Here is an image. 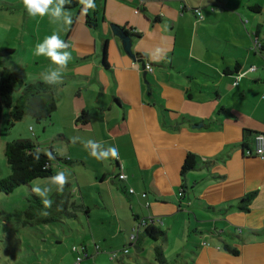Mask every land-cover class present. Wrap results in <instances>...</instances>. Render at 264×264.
<instances>
[{"label":"crops","instance_id":"0c3cea01","mask_svg":"<svg viewBox=\"0 0 264 264\" xmlns=\"http://www.w3.org/2000/svg\"><path fill=\"white\" fill-rule=\"evenodd\" d=\"M94 3L86 12L80 0L63 5L56 19L50 11L29 15L22 0H0V71L18 70L25 82L61 73L53 83L56 108L43 129L48 134L37 142L52 141L53 151L69 159L68 168L58 165L68 187L80 196L96 189L93 207L111 216L113 226L99 223L110 237L121 231L127 240L135 218L150 215L166 231L191 237L196 257L188 264H264V157L245 153L254 135L264 134V20L250 14L263 8L247 2L244 11V0ZM55 6L54 0L49 9ZM111 22L130 33L134 58L111 33ZM54 34L69 45L57 50L71 54L63 68L36 54ZM255 40L262 48H254ZM5 49L12 50L6 57ZM24 73L33 76L25 80ZM83 110L89 114L84 125L77 121ZM49 125L56 126L48 131ZM89 140L97 155L115 147L118 158L93 157ZM188 153L197 165L182 173ZM118 172L126 178L119 180ZM248 195L244 210L240 199ZM80 207L95 229L92 206ZM224 242L238 253L223 250Z\"/></svg>","mask_w":264,"mask_h":264},{"label":"rangeland","instance_id":"374dc122","mask_svg":"<svg viewBox=\"0 0 264 264\" xmlns=\"http://www.w3.org/2000/svg\"><path fill=\"white\" fill-rule=\"evenodd\" d=\"M244 1V11L250 10L246 5L247 2L260 5L263 8L261 11L250 10V14L264 20V0ZM24 74L26 75L25 80H30L33 76L32 73ZM18 94L19 91L16 90L13 93V99ZM9 118L8 109L4 107L3 113L0 115V176L9 174V166L4 156L6 141L17 138H30L38 141V137L42 139L48 134L43 131L48 119L36 121L32 116L26 114L20 120L10 124ZM55 126L49 125L46 128L51 131ZM49 142L52 144V141L48 139L40 142V147L47 153L51 151ZM52 166L55 170L52 177L35 178L27 184L16 187L10 193H0V264H74L76 253L71 250L73 245L78 248L81 245L87 247V256L78 264H161L155 259L152 244L154 242L162 248L168 261L167 264H185L186 260L190 263L196 257L191 248V246L195 248L196 245L190 236L185 235L184 237L183 234L175 230L166 231V226L162 227L157 223L155 224L156 227L165 232L164 239L160 237L156 241H146L141 244V250L130 244L128 241L129 232L126 234L127 240L126 238L123 239L125 234L121 231H119L117 238L110 237L107 231L100 230L101 225L99 223L101 220L105 221L104 229L113 226L111 216L105 217L107 214L105 209L93 207L95 202L93 198L99 197L96 189L85 191L82 196L79 195L76 187H72L73 185L70 187L64 185L61 190L60 185L55 183L54 177L63 170L59 168L56 161H53ZM61 166L68 168L63 164ZM64 173L67 177L68 174ZM35 187H39L44 194L34 192L33 188ZM61 192H64L68 197L67 210L71 215L74 213V217L60 211L53 215L55 220L46 224L24 225L22 223L25 218L22 213L30 204L34 194L46 198L53 193ZM82 203L92 206L93 213L90 217V223L95 228L91 229L95 235H92L89 230L88 218L80 207ZM115 232L118 233V230L116 229ZM188 242L189 245L186 247ZM98 246L100 249H97ZM125 246L130 250L126 255L122 253ZM115 252L118 253L116 259L112 257Z\"/></svg>","mask_w":264,"mask_h":264},{"label":"trees","instance_id":"16d2710c","mask_svg":"<svg viewBox=\"0 0 264 264\" xmlns=\"http://www.w3.org/2000/svg\"><path fill=\"white\" fill-rule=\"evenodd\" d=\"M78 2L79 0H66L64 6L69 8L75 7ZM255 7L259 8V5H256ZM86 22L89 26H94L96 20L87 16ZM259 48H262L260 44ZM11 52V49H5L1 51V55L6 56ZM16 90L19 91V94L15 99H13V93ZM4 107L9 110L10 118L8 121L10 124L20 120L26 114L32 116L36 121L43 119L46 120L51 116V113L56 108L55 85L53 83L49 84L45 80L25 82L20 71L9 67H2L0 71V115ZM77 121L82 125L88 123V112L83 110L78 116ZM40 146V143L30 138H17L5 143L4 156L7 165L9 166V174L6 176H0V193H10L16 187L22 184H27L35 178L52 177L55 174L54 167L52 166L53 161H56L58 165H67L71 163L68 158H64L56 154L51 146L49 147V149H51L50 153L45 152ZM37 155L39 157L38 159L36 158ZM196 165V155L188 153L182 164L181 172L184 173L187 170L194 168ZM120 174H123L124 177H120ZM116 176L119 180H124L126 178V174L123 172H118ZM64 185L67 186L69 184L65 183ZM128 193H132L131 189H128ZM44 200L51 201V206L46 207ZM249 200L250 195L242 197L240 199V208L247 210L248 207L246 203H248ZM67 204L68 197L64 194V192L53 193L51 196L46 198L34 194V197L30 200V204L25 209L24 213H22L25 217L22 223L24 225H30L33 223L46 224L49 221L55 220L53 215L60 211L70 216L71 213L67 210ZM74 216L75 214L73 213L71 217ZM151 219L154 218L150 215L137 216L135 218L134 226L128 233V241L131 245L137 247V242L142 244L144 240L152 242L158 240L160 237L164 239L163 237H165V232L156 227L154 225L155 223L150 221ZM131 235H134V237L130 238ZM152 244L155 252V259L161 264H167L168 261L164 256L162 248L158 246L156 242ZM124 248H127V252L124 253L122 251V253L126 255L130 250H128L127 246ZM222 249L232 254L238 253L236 248L231 247L226 242H224ZM71 250L76 253V256L79 253L83 254V252H87L86 248L82 245L80 248L73 245ZM113 254H115L114 258L116 259L118 253L115 252ZM86 256L87 253L84 257ZM185 264H188L187 260Z\"/></svg>","mask_w":264,"mask_h":264},{"label":"clouds","instance_id":"9594fccd","mask_svg":"<svg viewBox=\"0 0 264 264\" xmlns=\"http://www.w3.org/2000/svg\"><path fill=\"white\" fill-rule=\"evenodd\" d=\"M23 5L27 9L29 15H36L37 13L40 16H44L46 13L50 11V14L52 17H55L56 19H59L62 14V6L66 2V0H55L56 6L52 9H49V6L53 4L54 0H22ZM80 3L85 6V12L88 8H95L96 5L94 3V0H80ZM64 22L66 24H71L72 19L71 16L65 14L64 15ZM69 45L65 44L58 35H52L50 37H47L45 41L41 44H38L36 46V54L37 55H47L52 59V61L58 65H60L62 68L67 66V62L71 59V54L67 51L59 52L58 49H65L68 48ZM45 81L49 84L60 82L61 80V73L57 70H51L50 73L46 74L44 77ZM91 145L92 152L91 155L98 160L100 159H107L109 156L113 158H118L119 153L118 149L115 147H110L108 152L100 153L97 155L95 152L96 145L93 144L91 140L87 141L86 147ZM50 155V154H49ZM39 158L38 155L36 157ZM55 183L60 185L61 190L63 185L67 182L66 175L63 171L59 172L54 177ZM48 191V189H46ZM33 191L37 194L43 195L44 193L41 191L39 187L33 188ZM44 204L46 207L51 206V201L44 200Z\"/></svg>","mask_w":264,"mask_h":264},{"label":"built area","instance_id":"2783aa9c","mask_svg":"<svg viewBox=\"0 0 264 264\" xmlns=\"http://www.w3.org/2000/svg\"><path fill=\"white\" fill-rule=\"evenodd\" d=\"M142 1V0H141ZM136 11H138V9H136ZM196 15H198L200 18L202 17L200 11L198 9H195L194 10ZM254 48H257L259 49V43L256 42V40L254 41ZM145 68L147 70H151L152 68V65L151 63L149 62H145ZM256 69L255 66H251L250 67V70L254 71ZM240 75L239 74H236L235 76V79H234V85H237L239 83V80H240ZM245 153L246 155H255V156H259L261 158L264 157V134L263 133H256L254 135V143H253V148H247L245 150ZM120 177H124L123 174H120ZM132 191V190H131ZM179 195H182V191H179L178 193ZM142 196L145 197V193H142ZM145 205L148 206L149 205V202L146 201L145 202ZM154 220H157L159 221V219H151L150 221L151 222H154ZM144 222V221H143ZM134 235H131L130 238H133ZM77 250V248H76ZM124 253L127 252V248H124L123 250ZM86 255V252H83V254L79 253L77 256H76V260H75V264H78L79 261ZM112 257L114 258L115 257V254L112 255Z\"/></svg>","mask_w":264,"mask_h":264},{"label":"water","instance_id":"95a60500","mask_svg":"<svg viewBox=\"0 0 264 264\" xmlns=\"http://www.w3.org/2000/svg\"><path fill=\"white\" fill-rule=\"evenodd\" d=\"M109 29L113 35H116L121 40V45L124 52L131 58L135 57V53L132 50V37L127 33V31L119 24L109 23ZM144 75V73H143ZM203 123L195 124L192 127L198 128Z\"/></svg>","mask_w":264,"mask_h":264}]
</instances>
